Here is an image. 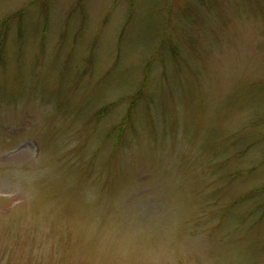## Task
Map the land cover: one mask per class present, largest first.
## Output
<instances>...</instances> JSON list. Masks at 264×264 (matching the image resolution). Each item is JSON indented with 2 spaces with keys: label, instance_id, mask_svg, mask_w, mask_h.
Listing matches in <instances>:
<instances>
[{
  "label": "rangeland",
  "instance_id": "374dc122",
  "mask_svg": "<svg viewBox=\"0 0 264 264\" xmlns=\"http://www.w3.org/2000/svg\"><path fill=\"white\" fill-rule=\"evenodd\" d=\"M0 264H264V0H0Z\"/></svg>",
  "mask_w": 264,
  "mask_h": 264
}]
</instances>
